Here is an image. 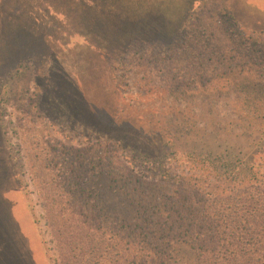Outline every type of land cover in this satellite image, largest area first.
Instances as JSON below:
<instances>
[{
    "label": "rangeland",
    "instance_id": "obj_1",
    "mask_svg": "<svg viewBox=\"0 0 264 264\" xmlns=\"http://www.w3.org/2000/svg\"><path fill=\"white\" fill-rule=\"evenodd\" d=\"M178 28L224 29L220 63L195 74ZM206 33L186 37L209 55ZM263 123L264 0H0V264H52L36 170L66 188L80 156L84 187L128 210L96 143L113 139L150 182L184 173L182 153L207 142L264 170Z\"/></svg>",
    "mask_w": 264,
    "mask_h": 264
},
{
    "label": "trees",
    "instance_id": "obj_2",
    "mask_svg": "<svg viewBox=\"0 0 264 264\" xmlns=\"http://www.w3.org/2000/svg\"><path fill=\"white\" fill-rule=\"evenodd\" d=\"M147 30L152 35L143 36L154 38L155 30ZM198 32L200 37L210 32L208 40L200 43L208 44L209 55L187 40L186 36ZM220 32L226 31H174V37L183 35L176 39L188 51L189 66L199 67L198 76L204 72L200 64L222 60L218 52L222 45L215 47ZM242 41L233 36L231 45L243 47ZM211 46L217 50L214 54ZM232 67L226 65L229 73ZM211 68L215 75L217 69ZM255 128L264 133V123ZM114 144L113 139H105L96 146L107 145L108 149L103 146L106 159L120 168L108 174L111 184L125 186L128 210L112 204L113 194L101 186L84 187L86 179L75 174L84 166L80 156L67 165L66 188L49 185L44 171L34 172L44 198L41 207L52 264H264V170L255 156L243 162L234 153L228 157L222 146L210 147L207 142L205 152L182 153L184 173L150 182L135 175L132 162L114 150L119 145L111 148ZM260 147L264 151V141ZM102 152L99 148L96 161H102Z\"/></svg>",
    "mask_w": 264,
    "mask_h": 264
}]
</instances>
